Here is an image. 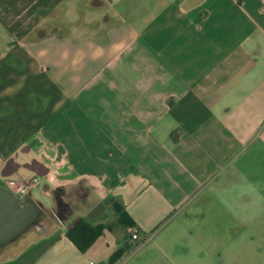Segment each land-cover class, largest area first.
Masks as SVG:
<instances>
[{"label": "crops", "instance_id": "0c3cea01", "mask_svg": "<svg viewBox=\"0 0 264 264\" xmlns=\"http://www.w3.org/2000/svg\"><path fill=\"white\" fill-rule=\"evenodd\" d=\"M15 152L57 168L45 205L89 192L0 264H264V0H0V170Z\"/></svg>", "mask_w": 264, "mask_h": 264}, {"label": "flooded vegetation", "instance_id": "af4514ba", "mask_svg": "<svg viewBox=\"0 0 264 264\" xmlns=\"http://www.w3.org/2000/svg\"><path fill=\"white\" fill-rule=\"evenodd\" d=\"M27 149L28 146H25L23 148V150ZM20 153L22 152H15L13 156H11L5 162L4 166L0 170V178H3V180L5 178H19V180L31 177L46 178L49 175L50 171L57 170L54 165H45L38 159L19 161L18 156L20 155ZM5 174H12L13 177H7V175ZM4 184L5 181L3 182V186L10 190L8 185ZM54 192H56V194L58 193V195L60 196H63L65 200L62 201V203H59V201L56 199L57 201H55L51 206L42 204L40 201L34 199L30 191H26L22 195H18L12 192L22 203H29L33 201L41 209V213L39 214L38 218L29 227L28 231L30 233L40 231L41 229L47 227V223L50 218H53L57 222H60V220L64 221L73 211L81 209L82 204H84L86 201V197L89 191L83 185L79 184L69 187H62L60 189L58 188ZM50 209H52L53 212L50 211ZM54 212L58 216L57 219H55L54 217Z\"/></svg>", "mask_w": 264, "mask_h": 264}, {"label": "water", "instance_id": "95a60500", "mask_svg": "<svg viewBox=\"0 0 264 264\" xmlns=\"http://www.w3.org/2000/svg\"><path fill=\"white\" fill-rule=\"evenodd\" d=\"M50 211L53 212L52 209ZM40 213L41 209L36 203H22L9 189L0 186V250L24 238ZM54 217L58 218L55 212ZM63 222L60 220V223ZM48 227L35 233H43Z\"/></svg>", "mask_w": 264, "mask_h": 264}, {"label": "trees", "instance_id": "16d2710c", "mask_svg": "<svg viewBox=\"0 0 264 264\" xmlns=\"http://www.w3.org/2000/svg\"><path fill=\"white\" fill-rule=\"evenodd\" d=\"M107 204L109 205L110 209L119 217V222L121 224L130 228L134 227V222L125 212H123L122 206L120 204L113 201H108ZM103 228L104 227L101 225L93 226L87 223L85 220L80 219L76 221L67 231L66 236L80 251H85L96 239V237L101 234ZM122 254L123 250L118 249L109 257L106 264H114Z\"/></svg>", "mask_w": 264, "mask_h": 264}, {"label": "built area", "instance_id": "2783aa9c", "mask_svg": "<svg viewBox=\"0 0 264 264\" xmlns=\"http://www.w3.org/2000/svg\"><path fill=\"white\" fill-rule=\"evenodd\" d=\"M39 183H40V178H37V177L26 178L22 185V191L23 192L29 191L31 190V188H33ZM138 239H139L138 231L135 228H131L129 230V242L132 244Z\"/></svg>", "mask_w": 264, "mask_h": 264}, {"label": "rangeland", "instance_id": "374dc122", "mask_svg": "<svg viewBox=\"0 0 264 264\" xmlns=\"http://www.w3.org/2000/svg\"><path fill=\"white\" fill-rule=\"evenodd\" d=\"M3 182H4L3 178H0V186H3ZM1 184H2V185H1ZM43 184H45V180H44V178H40V186H42ZM31 195H32V197H33L34 199L40 201L42 204L47 203V200H46L45 196H43V195L40 193V191H39L38 188H33V189H31ZM29 233H30V232H29ZM29 233H27V234L24 236V238L27 237V236H32V235L29 234ZM24 238H22V239H24ZM128 248H129V249H128L129 252H131V251L133 250V247H128Z\"/></svg>", "mask_w": 264, "mask_h": 264}]
</instances>
